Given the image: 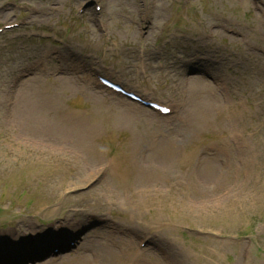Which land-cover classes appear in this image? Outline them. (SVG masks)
Returning <instances> with one entry per match:
<instances>
[{
	"label": "rangeland",
	"instance_id": "1",
	"mask_svg": "<svg viewBox=\"0 0 264 264\" xmlns=\"http://www.w3.org/2000/svg\"><path fill=\"white\" fill-rule=\"evenodd\" d=\"M63 220L16 249L264 264V0H0V238Z\"/></svg>",
	"mask_w": 264,
	"mask_h": 264
},
{
	"label": "bare ground",
	"instance_id": "2",
	"mask_svg": "<svg viewBox=\"0 0 264 264\" xmlns=\"http://www.w3.org/2000/svg\"><path fill=\"white\" fill-rule=\"evenodd\" d=\"M54 223H52L51 225L48 226V229H50L53 237H59L60 236V233L58 231L63 232L65 230H69L70 227L75 226L71 222H68V220H67V222H65V220H63L60 223L55 221ZM30 232H31L32 238H35V239H37L35 241H38V240L42 239V238L38 239V237L42 236L43 233L45 232V230L40 225L35 224V226L33 228H31ZM6 236L10 237L9 240L11 241L12 246H17L19 244V242H22V240H23L21 234L12 235L10 233H6Z\"/></svg>",
	"mask_w": 264,
	"mask_h": 264
}]
</instances>
